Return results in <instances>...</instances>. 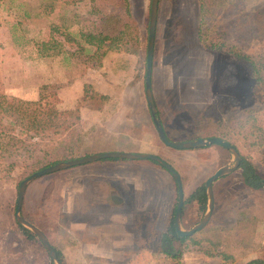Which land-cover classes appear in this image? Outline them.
<instances>
[{
	"label": "rangeland",
	"instance_id": "rangeland-1",
	"mask_svg": "<svg viewBox=\"0 0 264 264\" xmlns=\"http://www.w3.org/2000/svg\"><path fill=\"white\" fill-rule=\"evenodd\" d=\"M85 1L52 0V10L49 11L45 9L46 0H0V94L4 100L42 101V103H48L57 111L59 117L64 119L68 118L78 104L83 102L82 99L86 95L77 100V106L74 109L70 107L73 102V95L68 93V85L74 82L73 78L76 75H80L86 69L97 72L99 62H96L97 64L95 61L88 63L85 57L83 58L84 55L79 56V58H71L64 53L51 56L52 52L48 50L51 46L46 42L54 40L57 44L60 42L64 44L66 33H75L86 25L84 20L88 6L85 5ZM141 1L135 0L136 4H141ZM256 1L248 0L247 6H251ZM149 7L150 0H147L144 21L140 27H137L141 39V48L138 55L135 56L139 59L141 68L145 66ZM169 7L173 12L172 37L180 38L183 45L184 41L186 44L188 43V46L184 45V47L190 50L192 54H195L194 51L197 47L204 50L198 37V0H159L158 11H161L162 20ZM183 10L191 20L190 25L186 24V30H182L177 18L178 11L183 13ZM182 16L184 17V15ZM232 20L233 16H229L223 21L224 24L230 23L229 26H232ZM180 22L183 24L182 19ZM169 23L172 26L170 20H168V25ZM165 37L163 36V39L168 42ZM161 39L160 33L155 41L157 49L161 48L160 45L163 42ZM254 39V41L241 46L240 51L254 55L264 49L262 39L259 37ZM230 40L231 36H229L228 41H225V46L233 45ZM63 46L65 49L69 48V45ZM173 46H175V41H173ZM54 47H56V51L59 49V46L54 45ZM226 50L227 47L221 51L204 50L217 54L220 61L223 62L220 65L225 64L226 66L219 78L222 95L218 99L222 97L223 100L227 97L236 96V86L234 84L227 85L224 82V75H226L230 65L235 62L232 55ZM172 52L174 53V51ZM187 52L190 55L189 51ZM168 58H173V56L170 55ZM237 64L240 65V62ZM88 102L95 107L99 105V100H96L95 97L88 99ZM197 114L198 111L195 109L190 116L195 119ZM256 116V124L264 127V110L256 113ZM81 122L73 127V131H70L67 138H63V140L54 136L53 139L47 138V140L39 141V152L33 158H26V155L20 157L18 154L15 156L5 155L2 156L3 159L0 158V201L4 202L7 199L9 204L8 207L4 205V210L0 206V264H49L51 261L35 235L27 230L34 238L27 237L16 223L15 202L19 183L23 179L33 172L46 168L47 164L53 162L52 160L65 159L66 155L60 154L62 149L65 154L69 148L72 153L70 155L77 159L105 152L108 148L115 149L118 147V145L115 146L116 140H106V142L112 143L108 146L98 145L99 139L95 132V119L87 120L85 126ZM166 135L171 141L180 142L190 139L191 133L184 130L181 125H177L175 130L167 131ZM60 142L61 146H59ZM58 146L59 149H57ZM122 148H133V146H122ZM159 148H164L165 151H159L156 156L163 157L166 161L170 162L168 158L172 156H182V152L166 149L161 144H159ZM189 151L194 152L197 157L195 160L187 159L182 166H189L188 174L194 171L198 172L196 173V180L201 183H204L216 169L229 164L232 160V155L228 150L224 151L215 147ZM186 154L190 155V153ZM239 154L241 158L247 156L256 160L264 169V145L241 147ZM104 161L101 160V162ZM223 162L226 163L221 166ZM4 168L6 170L2 171ZM64 171L45 175L32 181L31 187L25 193L20 216L25 220L29 219L44 230V235L55 251L58 252L62 264H108L109 262L98 258L85 259L80 252L74 251L72 253L68 250L65 211L60 209V207L62 208L61 199L57 198L55 192L54 197L56 199L51 201L53 204H49L52 211H44L45 209L49 210L47 202H49L50 192H53L54 184L49 182L48 191L44 194L43 189H39L43 186L44 181L47 179L53 181L59 178V174ZM165 172L167 173V171ZM186 179L188 181V177ZM152 182L149 181V186L152 185ZM36 184L38 185L35 186ZM154 187V200L156 207L160 209L158 214L160 211L161 214L153 220L155 225L132 228L134 231L132 244L136 257L117 260V263L245 264L252 260L264 259V189L253 192L243 187L239 170L214 183L215 206L210 222L203 230L193 234L190 236L191 239L182 243L173 238L169 239L170 225L173 222L177 204V193L175 192L174 195V209H171V213L166 212V208L170 204V195L166 183L164 181L154 183ZM205 209L206 204L201 203L200 206L196 207L187 206L183 218V228L189 230L194 227L204 216ZM207 241L215 243L224 241L220 250L229 255L231 259L224 263L219 257L207 256L205 253L211 251V246ZM133 255L135 254L133 253Z\"/></svg>",
	"mask_w": 264,
	"mask_h": 264
},
{
	"label": "crops",
	"instance_id": "crops-1",
	"mask_svg": "<svg viewBox=\"0 0 264 264\" xmlns=\"http://www.w3.org/2000/svg\"><path fill=\"white\" fill-rule=\"evenodd\" d=\"M129 4L131 15L137 27H140L145 18L147 0H142L141 4L129 0ZM172 13L169 7L162 20L161 11H158L155 41L161 33V40L164 43L161 41L160 49H157L156 43L154 44L151 93L157 117L165 134L167 131L175 130L177 125H181L184 130L191 133L190 139L187 140L189 141L195 136L196 124L222 95L219 78L226 66L220 65L222 60L220 61L217 54L206 52L199 47L194 51L195 54H192L184 47V45L188 46V43L184 41L183 45L180 38L172 37ZM177 18L182 30H186V24H191L184 10L183 13L178 11ZM181 19L184 25L181 24ZM168 20L172 26L170 23L168 25ZM163 36H166L168 42H165ZM170 55L173 58L169 59ZM73 79L74 82H71L67 89L68 93L73 95V102L70 105L73 109L77 106V100L86 95V88L87 91L102 97L97 108L81 107L79 115L84 126L87 125V120L95 119L98 145L112 144L106 140L117 141L115 146L118 145L120 148H108L105 152L157 155L159 151H165L164 148H159V144L170 149L158 138L146 102L145 66L141 68L139 59L135 55L109 52L100 62L97 72L86 69ZM195 109L198 111L197 119L190 116ZM122 146H133V148H122ZM175 151L182 152V156L165 157L170 162L158 157L171 165L181 177L183 227L185 208L200 206L198 200H189V198L198 188L204 186L205 182L196 180L198 172L188 174L189 166H182L184 161L195 160L197 155L188 150ZM158 168L160 167L153 161L105 160L66 169L59 174V178L44 181L39 189H43V194L48 191L49 182L54 184L53 192H50L48 198V208L49 204H53L51 201L56 199L54 192L57 198L61 199L60 209L65 211L66 218L68 250L72 253L80 252L85 259L98 258L110 264H122V262L117 263V260L136 257L132 244L134 232L132 228L155 225L153 220L161 214V211L158 214L160 209L156 207L154 200L156 187L154 183L161 181L166 183L170 195V204L166 212L171 213L174 206L176 183L172 176L165 172L166 170ZM193 174L194 176H191ZM150 180L153 181L151 186H149ZM31 183L26 191L31 187ZM7 201V199L4 202L0 201L3 210L4 205L9 206ZM205 204L207 207V197L203 205ZM44 211L52 210L49 208ZM40 230L44 233L42 228Z\"/></svg>",
	"mask_w": 264,
	"mask_h": 264
},
{
	"label": "trees",
	"instance_id": "trees-1",
	"mask_svg": "<svg viewBox=\"0 0 264 264\" xmlns=\"http://www.w3.org/2000/svg\"><path fill=\"white\" fill-rule=\"evenodd\" d=\"M51 2L52 0H46L44 4L46 10H52ZM247 2L248 0H198L199 42L206 51H221L227 47L226 52L232 55L235 62L230 65L224 75V82L227 85L236 86V96L227 97L225 100L222 97L217 99L196 124L195 136L191 140L210 136L218 137L229 142L238 152L241 147L264 145V127L256 124V113L264 110V49L254 55L240 51L241 46L254 41V38L259 37L264 42V0H257L249 7ZM85 3L88 6L84 20L86 25L75 33H66L64 44L62 42L57 44L54 40L46 42L51 46L48 49L52 52L51 56L64 53L71 58H79L84 55L86 62L95 61V63L99 62V65L101 59L109 52L138 55L141 39L130 12L129 0H86ZM229 16H233L232 26H229L230 23L224 24L223 21ZM229 36L233 45L225 46ZM65 44L69 45L68 49L64 48ZM54 45L59 46L57 51ZM238 62L240 65L237 64ZM85 92L83 102L79 103L65 119L59 117L57 111L48 103L7 101L0 94V158L17 154L20 157L26 155V158H33L39 152V141L53 139L54 136L62 140L67 138L69 132L73 131V127L80 122L79 109L81 107L97 108L98 106H93L88 99L93 97L99 101L102 99L100 95L87 91V88ZM210 147L227 151L216 145ZM60 154L66 155V158L52 160L53 162L46 167L61 161L76 159L75 156L70 155L72 153L69 148L65 154L62 149ZM153 163L164 169L159 164ZM225 163H221V166ZM5 170L4 168L2 171ZM238 170L243 187L253 192L264 189V169L256 160L242 156ZM205 199L204 186L198 188L189 198L203 204ZM18 226L27 237L34 238L25 228ZM38 227L41 229L40 226ZM170 238L181 243L191 239V237L178 239L173 222L169 230ZM207 242L211 246V251L204 252L207 256L219 257L224 263L231 259L220 250L224 241ZM56 253L59 259V254ZM49 264L54 263L51 260ZM245 264H264V259L252 260Z\"/></svg>",
	"mask_w": 264,
	"mask_h": 264
},
{
	"label": "water",
	"instance_id": "water-1",
	"mask_svg": "<svg viewBox=\"0 0 264 264\" xmlns=\"http://www.w3.org/2000/svg\"><path fill=\"white\" fill-rule=\"evenodd\" d=\"M159 0H150L149 7V20L147 28V44H146V55H145V96L148 108L150 110L153 124L155 126L158 138L166 147L174 150H192L210 147L213 145L220 146L230 152L232 155V160L229 164L218 168L204 183L206 197H207V207L202 219L191 229L185 230L181 224V213L183 207V186L180 175L172 168L171 165L166 163L160 157L154 154H133L128 152H103L99 154H93L86 157H81L77 159L68 160L65 162H60L52 166L43 168L36 172H33L25 179H23L18 186L17 197L15 202V220L16 223L26 230L30 231L35 235L38 241L42 244L43 248L48 253L50 259L54 264H62L58 259L55 249L51 246L47 240L44 233L35 225L25 220L20 216V210L23 203V199L26 193L27 186L35 179L53 174L68 168L81 166L84 164H90L107 159H125V160H139V161H153L162 166L174 179L177 188V204L174 211L173 217V227L175 235L178 239H183L185 237H190L193 234L203 230L211 220L213 210H214V193H213V183L218 179L234 173L239 168V164L242 160L237 149L231 145L229 142L218 138L209 137L204 139H195L189 141H171L167 138L162 125L157 117L156 108L153 102L151 93V71L154 56V44L156 36V26H157V16H158Z\"/></svg>",
	"mask_w": 264,
	"mask_h": 264
}]
</instances>
